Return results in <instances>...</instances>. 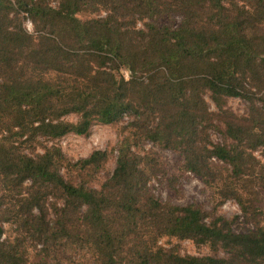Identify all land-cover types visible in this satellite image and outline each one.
I'll list each match as a JSON object with an SVG mask.
<instances>
[{"label":"trees","instance_id":"16d2710c","mask_svg":"<svg viewBox=\"0 0 264 264\" xmlns=\"http://www.w3.org/2000/svg\"><path fill=\"white\" fill-rule=\"evenodd\" d=\"M175 13L176 26L159 23ZM252 86L264 88V0H0V264H23L19 233L88 252V264H264V214L248 198L250 176L243 192L231 181L254 161L250 150L264 147V96L254 104ZM205 91L220 110L224 97L248 101L245 117L223 120L234 144L206 145ZM69 113L75 122L63 119ZM124 113L132 131L110 175L97 187L65 178L72 167L96 173L106 151L67 161L51 141ZM146 116L156 120L151 129ZM140 139L178 150L185 170L219 202L233 198L252 228L234 232L193 203L161 202L148 188L157 163L132 150ZM3 223L14 226L12 237ZM161 236L223 255H180L157 244ZM61 264L85 263L68 254Z\"/></svg>","mask_w":264,"mask_h":264},{"label":"rangeland","instance_id":"374dc122","mask_svg":"<svg viewBox=\"0 0 264 264\" xmlns=\"http://www.w3.org/2000/svg\"><path fill=\"white\" fill-rule=\"evenodd\" d=\"M92 16L93 14L88 12H82L78 15L80 18ZM179 19L180 15L175 13L170 16H161L159 23L176 26ZM23 25L28 32H32L31 25L28 21H24ZM136 27H142L141 22L136 23ZM120 73L125 78L127 77V72L125 70H121ZM249 89L253 93L252 98L255 101L254 104H258L260 96H264V88L257 90L255 86H252L249 87ZM202 96L206 103L207 110L212 113L211 124H213V127L206 130L208 134L206 145L234 144V141L230 140L223 132V120L228 117V112H231L237 117H245L249 111L248 101L233 96L224 97L220 104L221 109L226 112L222 113V110H220L210 98L209 92L205 91ZM63 119L75 122L77 116L73 113H69L63 116ZM144 120L146 121L148 129L153 127L154 121L156 122L151 116H146ZM128 122H130V117L128 114L124 113L116 123L103 124L98 121H92L85 135L66 134L59 139L51 141L60 148L67 161L84 158L93 150L106 151V158L96 173L88 172V174H86L81 171L79 174L77 168L72 167L68 170H62L64 177L72 179L75 182L83 180L87 182L88 185L94 187L100 185L110 175L114 167L117 145L123 136L130 135L132 131L130 128H127ZM141 126L143 125L141 124ZM143 133L144 131L141 129V132L135 139L144 137ZM139 142V146L136 147L133 145L132 150L139 155L147 153L149 162L153 164L154 160L157 163V171L154 172L155 175L150 178L148 188L161 202H168L174 205L193 203L205 210L208 220L216 215H221L229 220L231 229L234 232H244L252 228V223L241 214L239 205L233 198H227L219 202L216 190L209 188L200 178L185 170L183 166V157L178 150L163 146L164 142L157 143L145 139H140ZM237 147L240 148V145ZM250 153L254 161L245 164L243 176L239 180L231 179V181L235 183V187H237L240 192H243V187L248 185V177L250 176V195H248V198L251 199L252 204L264 214V181H261L258 176L262 174L261 172L263 170L261 169L262 167L257 166L258 164L264 165V147L258 146L250 150ZM210 161L213 165L217 166L218 169L222 171L226 169L227 172H230V167L228 165L214 158H211ZM258 217L259 220L263 222L264 215L262 216L260 214ZM2 226L4 229L3 236L12 237V234L16 233L13 230V225L3 223ZM148 233L149 232L146 231L141 234V236L146 238ZM18 239L24 249L23 264H54L55 262H60L61 264L68 254H70L71 258L78 259L79 262L85 264L91 262L89 258L90 254L80 249H69V247L68 250H64V247L62 249H56L51 247V245L47 247L49 244L30 239L27 235H22V233H19ZM156 243L166 248H171L180 255H223L222 251L219 249L215 251L207 244L196 245L188 239L178 240L174 237L161 236Z\"/></svg>","mask_w":264,"mask_h":264}]
</instances>
